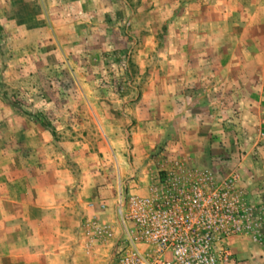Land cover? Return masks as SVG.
Masks as SVG:
<instances>
[{
  "label": "crops",
  "instance_id": "obj_1",
  "mask_svg": "<svg viewBox=\"0 0 264 264\" xmlns=\"http://www.w3.org/2000/svg\"><path fill=\"white\" fill-rule=\"evenodd\" d=\"M183 1L0 0L8 59L0 85V264H103L117 233L119 187L150 179L170 154L212 163L223 150L217 141L238 129L247 134L242 148L259 153L243 159L249 185L264 188V0L218 8ZM129 42L132 56L147 62L142 70L149 65L142 97L90 96L104 86L96 65ZM57 67L67 81L64 101L49 79L24 92L37 112L12 103L5 90L14 75L41 78ZM114 104L116 114L108 109ZM74 121L93 122L99 145ZM168 124L165 159L154 160L156 135ZM231 250L242 264H264V249L246 239L233 240Z\"/></svg>",
  "mask_w": 264,
  "mask_h": 264
},
{
  "label": "built area",
  "instance_id": "obj_2",
  "mask_svg": "<svg viewBox=\"0 0 264 264\" xmlns=\"http://www.w3.org/2000/svg\"><path fill=\"white\" fill-rule=\"evenodd\" d=\"M234 133L232 158L231 146L204 165L185 152L170 154L157 162L144 193L119 191L117 233L103 264H242L233 240L264 249V188L249 185L243 160L259 153L242 148L245 132ZM258 142L264 145L263 131Z\"/></svg>",
  "mask_w": 264,
  "mask_h": 264
},
{
  "label": "rangeland",
  "instance_id": "obj_3",
  "mask_svg": "<svg viewBox=\"0 0 264 264\" xmlns=\"http://www.w3.org/2000/svg\"><path fill=\"white\" fill-rule=\"evenodd\" d=\"M179 2L183 3V0H178ZM189 2L192 1H196V3H200L201 6L207 5V4H212L215 8L218 7H223L225 5H227L226 3H229V0H188ZM180 3V4H181ZM174 13L176 14H180V11H174ZM165 29V26H159L157 27V34L160 35V33ZM2 26L0 25V85H4L2 81V79L4 78V75L2 73L3 68L6 65V61L7 56H6V51H7V46L5 44V42L2 41V37H3V31H2ZM157 46L159 45V43H156ZM141 50H143L141 48ZM132 52H133V43L129 42L126 43L121 49L116 50V52H113L109 58H107V61L104 62V64L101 65H96L97 68V77L100 79L99 81H101V83H104V86H102L100 89L95 90L94 92L90 91V96L92 97H98L97 99L100 101H109L110 99H116V98H122V97H126V98H131V97H142L143 92H145L146 90L144 89V85L145 83H147L148 81V77L150 76L147 73L148 70V64L145 65L144 70H142L141 65H139L141 62H146V60L141 59L139 57V54H136L135 56H132ZM97 61L96 60H91L90 63H92L93 65H95ZM99 63V62H98ZM147 63V62H146ZM106 65V67H104ZM131 66H135L136 70L134 72V70H132ZM58 71L54 72V73H48L45 74L44 76H42L41 78H35V76H29V75H22V77H19L18 75H14L13 78V87L8 88L7 90H5L6 92L9 93V95L11 96V101L15 103V106L17 107H21L20 109L25 111V112H29V113H35L37 112L36 109H34V107H31L30 105H25V101L24 98H26V96L24 97V92L28 91V93H34V91H31V88H29L32 84L37 83L38 81L40 82V84L42 83L43 85H46L47 82L49 81V79L53 80V82L56 84L55 85V90L57 91V99L59 102L64 101L65 95L67 94L66 90H65V86L67 84V81L65 79V76L63 74V70L61 67H57ZM103 69H105V71L103 72ZM100 71H102L100 73ZM132 82L135 81V83H139L138 86L140 88L132 89L131 86H123L124 84H126V82ZM160 81V80H159ZM157 81L156 83L159 84V89H161V91L159 92V98H161L162 100L164 99V95L162 92V89L165 85H163V82H159ZM105 84H109V85H105ZM137 85V84H135ZM108 86V87H107ZM19 87V88H18ZM22 87V88H20ZM21 91L23 93H21ZM46 93L48 94V90H46ZM28 98H32V95H28ZM44 107H46L47 109H45L46 111L48 109H53L52 106L49 105H44ZM101 108H104V105L100 106ZM59 108V107H58ZM57 108V109H58ZM55 109V107H54ZM76 109L80 110L81 113H87L86 110L83 108V106H77ZM110 110L111 113L116 114V112L118 111V107L116 106V104H114L113 106L108 108ZM40 111H42V109H40ZM76 113V111H75ZM73 125L75 124L76 127H81L84 130L89 131L88 132V138L91 140V143H93L94 145H99L98 142L100 140V136H99V131L97 130V128L95 127V124L93 122H89V121H74V123H72ZM98 124V123H97ZM117 124H119V122H117ZM229 124V122H228ZM231 124V123H230ZM171 126L165 125L161 131V134H157L156 137V142L154 144V146L151 148L149 157L152 159H156L158 160L160 157H164V155H159L161 152H163L164 150H166V148L168 147V143L171 141V134H170V128ZM80 128V129H81ZM98 128L101 127L99 126ZM228 142H230L231 144H229V146L233 147L234 145H237V140L235 137L230 138V140H225V139H219L217 141V146L218 147H226ZM145 146H141L139 147L140 150H143ZM186 153V152H185ZM188 154V153H187ZM189 155V154H188ZM219 155V154H218ZM217 155H215L214 157H216ZM158 169V164H154V168L152 170V172L157 171ZM151 170H146V171H139L136 170L135 174H142V173H150ZM134 180L129 184H125L119 187V190L123 191V192H129V193H133V192H138V193H144L145 189H146V185L148 183V180L146 181H142V180H138V176H135L133 178ZM132 189V190H131Z\"/></svg>",
  "mask_w": 264,
  "mask_h": 264
},
{
  "label": "trees",
  "instance_id": "obj_4",
  "mask_svg": "<svg viewBox=\"0 0 264 264\" xmlns=\"http://www.w3.org/2000/svg\"><path fill=\"white\" fill-rule=\"evenodd\" d=\"M14 105H15V103L14 102H12Z\"/></svg>",
  "mask_w": 264,
  "mask_h": 264
}]
</instances>
